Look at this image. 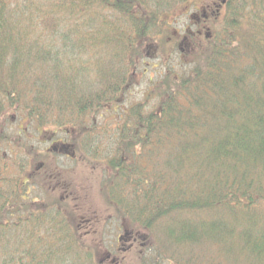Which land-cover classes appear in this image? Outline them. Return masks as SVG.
Returning a JSON list of instances; mask_svg holds the SVG:
<instances>
[{"label":"trees","instance_id":"1","mask_svg":"<svg viewBox=\"0 0 264 264\" xmlns=\"http://www.w3.org/2000/svg\"><path fill=\"white\" fill-rule=\"evenodd\" d=\"M200 2L0 0V264L102 263L46 193L61 180L46 160L62 156L103 172L107 207L145 242L165 227L169 242L264 264V0H221L187 68L120 109L147 50ZM67 5L94 24L80 43L57 34Z\"/></svg>","mask_w":264,"mask_h":264},{"label":"rangeland","instance_id":"2","mask_svg":"<svg viewBox=\"0 0 264 264\" xmlns=\"http://www.w3.org/2000/svg\"><path fill=\"white\" fill-rule=\"evenodd\" d=\"M201 2L198 4V10L195 11L194 8L188 7L186 9L187 13L183 14L184 9L179 10L175 16L174 20H170V34H168V38H158L159 46L155 45L150 46L147 50V55L139 66L137 70L138 80L136 85L130 89L128 94L126 95L124 104L120 107V109H126L130 105L137 104L143 101L145 94L149 90V83L156 84L160 81L161 76H163L164 72L169 69L174 71L181 70L178 64L181 62L182 66L187 68V64L191 62L190 60V52H194L193 45H197L200 40H198L193 34L191 36H185V33L188 31L191 33H201V36H204V33L209 32L211 25L210 20L209 23H201L197 24L194 16L201 17V14L205 10L212 9L213 11L220 6L221 0H200ZM79 11V10H78ZM111 12L106 11L105 14L101 11L98 14L106 20L108 15ZM207 14V13H206ZM84 15H88L84 13ZM82 11L79 13L72 14V7L67 5L64 7V11L62 12V18L60 20L61 25L60 28H63V31L57 33L58 36L64 34L67 40L71 37V40L77 41L80 43L82 41L81 36L85 35L92 30L94 24L92 23L90 26L88 22L90 18L84 16ZM208 15V14H207ZM52 20H56L54 16H52ZM100 18H96V22L99 21ZM56 25V24H55ZM96 25V24H95ZM98 25H100L98 23ZM49 26V24H48ZM72 26V28L70 27ZM58 30V26L56 25V31ZM69 30H71V34H69ZM44 34L46 39L48 38V32ZM176 33V34H175ZM38 34V33H34ZM61 38H56V42H58ZM157 40V38H156ZM59 42V43H60ZM157 42V41H154ZM185 42V43H184ZM173 44V47H172ZM174 49V50H173ZM181 49V50H180ZM180 50V51H179ZM156 101H152L150 105H153ZM16 123L13 127H15ZM48 158L46 161L52 167L57 169V172H61L58 185L61 186L64 183L68 185V188L73 190L75 194L76 203L72 200H67V198L62 195L61 191L54 192V195H50L51 189L55 187V182L47 181L45 188L46 193L48 192L50 198H54L55 200H61V197H64L65 205L67 207H63L64 211H67L68 219L72 220V215L69 212H74L73 220L78 224L81 222H95L92 224L91 228H95V231L89 233V235L84 238L82 242H80L84 247H88L93 250L96 255L97 260L102 262L101 264H108L106 260V255L110 254L112 257H119L121 260L124 259L125 262L122 264H153L154 259H164L166 258L168 261H183L185 263L186 259L191 258L194 259L189 261L193 264L195 261L202 262L205 264L206 259H211L216 261V257H219L216 254V251L213 253L211 251L207 252V249L194 248V246H186L185 244H177L173 240H166V229L165 227H161V229L156 226V228L152 229V234L156 242L145 243L144 245L155 247L149 250H145L144 256H142V246L137 244L136 248L130 246L129 242L123 243L122 246L118 245V249H120V253H116V236L118 235L117 229L119 228V223H114L113 219L108 220L110 217L119 218V215L116 216L115 211L112 208L107 207L105 194L103 191V183H104V174L103 172L97 168V170L92 171V167L88 166L86 163L84 165L82 163H77L79 160L73 158L72 161L69 158L65 157H54L52 159ZM77 161V162H75ZM50 190V191H49ZM52 192V191H51ZM41 199L44 198L43 194H40ZM178 214H174L171 217V220L176 222L179 220L180 216ZM103 216V218H101ZM100 219L101 222L98 220ZM154 230V231H153ZM65 233H55V239L59 240V242H67L66 239H62ZM62 239V240H61ZM179 240L178 237H176ZM75 242V241H71ZM141 250V251H140ZM140 254V255H139ZM160 258H157L159 257ZM79 260L84 259L82 256H77ZM123 258V259H122ZM220 264H229L227 258L219 257ZM163 264H167L164 262ZM239 264V263H236Z\"/></svg>","mask_w":264,"mask_h":264},{"label":"flooded vegetation","instance_id":"3","mask_svg":"<svg viewBox=\"0 0 264 264\" xmlns=\"http://www.w3.org/2000/svg\"><path fill=\"white\" fill-rule=\"evenodd\" d=\"M219 9V6L218 8ZM217 9H215L214 11H216ZM214 11L212 9L210 10H205L204 12H202V15L201 17H196L194 16V19L196 21L197 24H201V23H206L208 21V18L210 16H212L214 14ZM208 15H207V14ZM208 23V22H207ZM193 34H197L198 37H201V33L197 32V33H194L191 31L190 32H186L185 35H188V36H191ZM56 180H58V176L56 177ZM59 183V182H58ZM58 183L56 184V186L54 187L53 191L52 192H55V190L57 188H62L64 187V184L59 186ZM65 198H67L68 196H64ZM103 218V216L101 217ZM113 219L114 223H119V228L117 229V232H118V235L116 236V239H115V242H116V253H120V249H118V245H121L123 243H126V242H129L130 243V246L133 247V248H136V245L139 244L142 246V256L140 257V259L144 256V254L146 253L145 250H149L148 249V246L144 245L145 243L147 244L148 242H145L144 241V233L142 232H139V231H134L132 230L131 228L129 227H126L123 225V220L122 219H117L116 217H110L108 220H111ZM99 222L100 219L98 220ZM95 222H91L89 224V222H81L78 224V238H79V241L82 242L84 240V238H86L89 233H91L92 231H95L96 229L95 228H91L92 224H94ZM141 251V250H140ZM140 255V254H139ZM123 259V258H122ZM106 260L108 262H110V264H122L124 261L121 260V258L119 257H112L110 254H107L106 255Z\"/></svg>","mask_w":264,"mask_h":264}]
</instances>
